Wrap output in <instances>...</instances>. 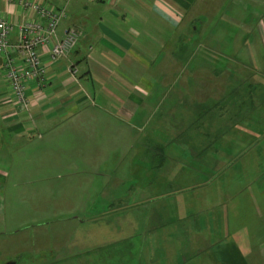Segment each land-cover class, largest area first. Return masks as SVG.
<instances>
[{
  "label": "crops",
  "instance_id": "0c3cea01",
  "mask_svg": "<svg viewBox=\"0 0 264 264\" xmlns=\"http://www.w3.org/2000/svg\"><path fill=\"white\" fill-rule=\"evenodd\" d=\"M38 1L65 10L57 26L59 38L69 27L78 30L79 37L68 54L54 62L43 52L46 75L40 87L28 83L27 108L14 103L1 60L0 149L28 146L33 140L46 148L59 133H70L72 138L85 133L84 122L92 128L85 144L97 155L104 154L100 149L116 146V131H145L149 117H157L153 132L160 131L166 116L171 117L168 122L175 137L181 132H216L223 143L219 160L208 162L194 152L192 156L196 164H216L218 171L210 173L202 190L201 185L192 186L188 206H145L146 221L158 227L154 264H264V130H251V136H245L260 135L251 146L244 139L228 141L232 128L228 121H221L228 126L210 129L205 117L213 106L235 117L244 109L238 113L232 109L235 103L229 105L217 81L210 92L202 75L181 92V79L185 83L186 77L163 75L164 67L180 66V29L196 28L192 23L199 13H208L210 0ZM27 14L19 0H0L1 18L20 22ZM10 39L16 40V32ZM69 68L76 71L74 75ZM87 97L98 104L85 109ZM256 110L260 109L251 108L252 113ZM235 117L230 118L234 131L245 122ZM151 144L163 148L157 140ZM198 195L202 207L192 200ZM183 231L186 236L180 239Z\"/></svg>",
  "mask_w": 264,
  "mask_h": 264
},
{
  "label": "rangeland",
  "instance_id": "374dc122",
  "mask_svg": "<svg viewBox=\"0 0 264 264\" xmlns=\"http://www.w3.org/2000/svg\"><path fill=\"white\" fill-rule=\"evenodd\" d=\"M208 9L196 15V28L180 29V66L164 67L163 75L186 77L181 92L202 75L210 92L217 81L232 109L244 111L235 117L213 106L205 117L210 129L233 128L230 118L243 117L228 141L251 146L260 135L245 136L264 130V0H210ZM85 103V109L98 104L92 97ZM156 118L149 117L145 131H116V146L99 155L85 144L92 133L87 122L85 133H59L46 148L33 140L0 149V264H154L158 227L146 221L145 206H188L192 186L202 190L218 171L216 164H196L192 153L219 160L223 146L216 132L175 137L168 116L153 132ZM156 140L162 150L152 146ZM199 195L192 200L202 207Z\"/></svg>",
  "mask_w": 264,
  "mask_h": 264
},
{
  "label": "built area",
  "instance_id": "2783aa9c",
  "mask_svg": "<svg viewBox=\"0 0 264 264\" xmlns=\"http://www.w3.org/2000/svg\"><path fill=\"white\" fill-rule=\"evenodd\" d=\"M19 4L28 13L20 22L0 17V57L14 103L27 108L30 103L26 92L28 83L40 87L46 75L43 52L49 62L66 56L76 44L79 31L69 27L59 38L56 31L60 20L65 17L63 8H50L38 0H19ZM15 32L16 40L11 41ZM69 72L74 75L76 71L69 68Z\"/></svg>",
  "mask_w": 264,
  "mask_h": 264
},
{
  "label": "water",
  "instance_id": "95a60500",
  "mask_svg": "<svg viewBox=\"0 0 264 264\" xmlns=\"http://www.w3.org/2000/svg\"><path fill=\"white\" fill-rule=\"evenodd\" d=\"M1 60H2V58L0 57V62H1ZM6 264H14V262L13 261H9Z\"/></svg>",
  "mask_w": 264,
  "mask_h": 264
}]
</instances>
